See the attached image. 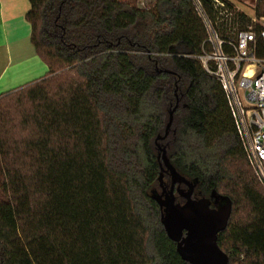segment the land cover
Instances as JSON below:
<instances>
[{
    "label": "trees",
    "instance_id": "trees-1",
    "mask_svg": "<svg viewBox=\"0 0 264 264\" xmlns=\"http://www.w3.org/2000/svg\"><path fill=\"white\" fill-rule=\"evenodd\" d=\"M29 4L48 73L0 94V264H189L152 197L155 139L176 103L157 143L194 197L231 201L217 235L229 264H264V189L220 84L194 57L205 31L191 0ZM255 11L264 15V0Z\"/></svg>",
    "mask_w": 264,
    "mask_h": 264
},
{
    "label": "built area",
    "instance_id": "built-area-1",
    "mask_svg": "<svg viewBox=\"0 0 264 264\" xmlns=\"http://www.w3.org/2000/svg\"><path fill=\"white\" fill-rule=\"evenodd\" d=\"M205 39L194 55L220 84L245 158L264 189V15L239 0H191Z\"/></svg>",
    "mask_w": 264,
    "mask_h": 264
},
{
    "label": "water",
    "instance_id": "water-1",
    "mask_svg": "<svg viewBox=\"0 0 264 264\" xmlns=\"http://www.w3.org/2000/svg\"><path fill=\"white\" fill-rule=\"evenodd\" d=\"M177 103L168 112V120L163 135L155 139L160 160L159 192H153L152 197L160 208V219L167 236L175 242L180 257L189 264H229L227 254L219 247L217 235L226 228L230 213L231 201L212 191L208 197L193 198L194 183L173 167L166 154L164 146L157 143L164 139L171 127L173 111ZM164 174L170 178V187L166 188L163 182ZM184 201L176 202L174 191ZM186 189H179V185ZM213 200L215 208H211Z\"/></svg>",
    "mask_w": 264,
    "mask_h": 264
},
{
    "label": "crops",
    "instance_id": "crops-1",
    "mask_svg": "<svg viewBox=\"0 0 264 264\" xmlns=\"http://www.w3.org/2000/svg\"><path fill=\"white\" fill-rule=\"evenodd\" d=\"M29 7V0H0V94L39 81L48 73L30 40L25 18Z\"/></svg>",
    "mask_w": 264,
    "mask_h": 264
},
{
    "label": "rangeland",
    "instance_id": "rangeland-1",
    "mask_svg": "<svg viewBox=\"0 0 264 264\" xmlns=\"http://www.w3.org/2000/svg\"><path fill=\"white\" fill-rule=\"evenodd\" d=\"M119 1L127 2L133 6L140 7V8L148 7L149 5H151L154 2V0H119ZM239 1L242 2L243 4H247L249 6H253V4H254V0H239ZM18 93H19V91H14V93L11 94L12 95L11 97L17 96ZM25 105L26 106L24 108L22 106L21 107L15 106L13 108L12 113L14 116H16L17 120L21 117L23 109H26L27 106H29V103L27 102V103H25ZM245 168L248 169L247 167H245ZM248 172H250L249 169H248ZM165 180L168 181V176L165 177ZM233 264H236V263L234 262Z\"/></svg>",
    "mask_w": 264,
    "mask_h": 264
},
{
    "label": "flooded vegetation",
    "instance_id": "flooded-vegetation-1",
    "mask_svg": "<svg viewBox=\"0 0 264 264\" xmlns=\"http://www.w3.org/2000/svg\"><path fill=\"white\" fill-rule=\"evenodd\" d=\"M169 187H170V183H169V185H166V188H167V189H169ZM177 187H178V185L175 184V186H174V191H175V196H176L175 201H176V202H179V203H182V202L184 201V199H183L181 196L178 195ZM179 189H183V190H185V189H186V186L184 185V187H183L182 184H181V185H179ZM192 197H193V198H196V197L193 196V193H192ZM210 207H211V208H215V207H216V206L214 205V203H213V200H211Z\"/></svg>",
    "mask_w": 264,
    "mask_h": 264
}]
</instances>
